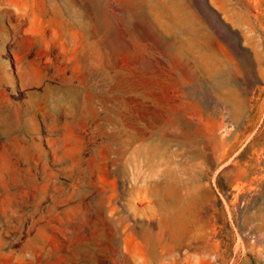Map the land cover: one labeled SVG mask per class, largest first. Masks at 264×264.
Returning <instances> with one entry per match:
<instances>
[{
    "label": "rangeland",
    "instance_id": "rangeland-1",
    "mask_svg": "<svg viewBox=\"0 0 264 264\" xmlns=\"http://www.w3.org/2000/svg\"><path fill=\"white\" fill-rule=\"evenodd\" d=\"M0 264H264V0H0Z\"/></svg>",
    "mask_w": 264,
    "mask_h": 264
}]
</instances>
